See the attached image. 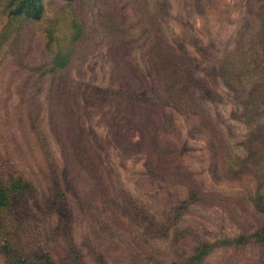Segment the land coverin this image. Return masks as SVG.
Wrapping results in <instances>:
<instances>
[{
	"label": "rangeland",
	"instance_id": "obj_1",
	"mask_svg": "<svg viewBox=\"0 0 264 264\" xmlns=\"http://www.w3.org/2000/svg\"><path fill=\"white\" fill-rule=\"evenodd\" d=\"M84 1L68 73L47 68L42 25L0 47V178L28 183L11 193L0 249L183 264L202 242L243 236L201 264H264L250 239L264 228V0ZM43 3L49 16L63 5Z\"/></svg>",
	"mask_w": 264,
	"mask_h": 264
},
{
	"label": "trees",
	"instance_id": "obj_2",
	"mask_svg": "<svg viewBox=\"0 0 264 264\" xmlns=\"http://www.w3.org/2000/svg\"><path fill=\"white\" fill-rule=\"evenodd\" d=\"M63 5L52 16L47 15L43 0H0V47L4 40L12 36L15 31H19L25 24H39L43 26L45 33L46 45L48 53L47 68L53 76H60L68 73L71 66L85 50V42L87 39L88 24L87 12L85 10L84 0H61ZM112 13L107 14L109 19L104 16L105 28L112 31L114 34L120 31H115L111 25ZM114 37L113 35H110ZM121 37H124L121 34ZM117 40V44H119ZM247 66L243 67V70ZM224 80L230 78L235 80L236 76L228 75L225 65V70L221 72ZM163 78L175 79L174 73L164 75ZM181 79V78H180ZM176 83L174 87H178ZM173 88V90L175 89ZM174 92V91H172ZM175 96L182 100V94L179 89ZM13 182L12 185H7ZM28 188V183L21 176L14 177L12 175H4L0 178V233L4 231L2 227L3 214L9 209V198L13 190H23ZM252 242L264 245V228L257 230L250 238ZM247 239L243 236L234 238H226L215 243L202 242L200 243L193 254L186 259L183 264H201L212 250L220 246L242 245ZM2 246L0 252L10 256L9 264H51L48 259L33 255V259L40 261H29L22 255L20 259Z\"/></svg>",
	"mask_w": 264,
	"mask_h": 264
}]
</instances>
